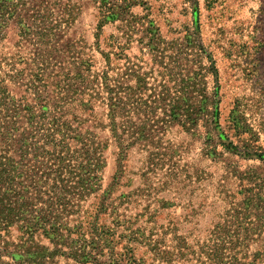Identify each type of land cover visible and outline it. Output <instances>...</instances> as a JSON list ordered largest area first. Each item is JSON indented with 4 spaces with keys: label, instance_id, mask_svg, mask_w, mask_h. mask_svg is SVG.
<instances>
[{
    "label": "rangeland",
    "instance_id": "1",
    "mask_svg": "<svg viewBox=\"0 0 264 264\" xmlns=\"http://www.w3.org/2000/svg\"><path fill=\"white\" fill-rule=\"evenodd\" d=\"M41 1L51 6L57 27L49 90L55 74L76 71L77 60L101 71L109 54L122 99L143 94L154 110L143 136L137 126L148 116L142 113L146 105L131 104L136 126L127 134L132 146L124 159L111 131L98 126L99 120L107 123L106 107L98 102L94 114L75 110L88 119L83 129L108 144L101 188L84 207L96 212L106 198L101 223L115 231L119 248L133 247L144 264L155 262L146 245L151 238L172 253L174 264H194L200 253L214 264L205 258L214 246L217 253L246 261L258 256L264 264V0ZM105 5L113 7L114 19ZM0 52L13 63L25 57L27 63L16 66L26 73L36 69L37 48L19 36L16 23L6 30ZM202 62L213 67V73L205 71V86L210 95L219 87L220 117L218 128L204 121L195 133L165 117L163 98ZM27 78L10 84L17 97L25 94Z\"/></svg>",
    "mask_w": 264,
    "mask_h": 264
},
{
    "label": "trees",
    "instance_id": "2",
    "mask_svg": "<svg viewBox=\"0 0 264 264\" xmlns=\"http://www.w3.org/2000/svg\"><path fill=\"white\" fill-rule=\"evenodd\" d=\"M112 10L105 5L114 19ZM50 14L51 6L41 0H0V45L8 27L16 23L19 36L33 40L37 48L32 61L36 69L29 73L16 66L26 64L25 57L13 63L0 52V264H144L133 247L119 248L115 231L101 223L106 198L96 212L84 207L101 188L108 144L96 131L83 129L88 119L75 110L94 114L98 102L106 107L107 123L99 120L98 126L111 131L122 159L132 146L127 134L136 126L131 104L146 105L142 113L148 116L137 126L143 136L154 110L143 94L138 100L130 93L127 102L122 99L109 54L101 71H93L91 61L77 60L76 71L55 74L58 81L49 90V61L58 52L57 27ZM69 22L68 17L65 23ZM212 68L202 62L199 72L185 74L174 90H166L167 119L195 133L204 121L219 127V87L210 95L205 86V71L213 73ZM26 75L25 94L17 97L10 84L22 85ZM222 144L238 149L233 143ZM128 240L137 241L133 236ZM147 240L155 254L152 264H174L160 241ZM202 256L194 264H207ZM257 257L246 261L247 257L217 253L215 246L205 255L214 264H259Z\"/></svg>",
    "mask_w": 264,
    "mask_h": 264
}]
</instances>
